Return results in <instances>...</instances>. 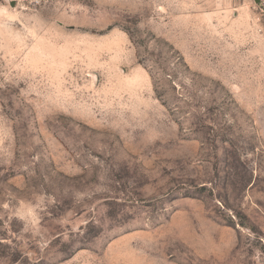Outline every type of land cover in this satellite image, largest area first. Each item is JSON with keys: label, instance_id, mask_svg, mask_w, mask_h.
Wrapping results in <instances>:
<instances>
[{"label": "rangeland", "instance_id": "1", "mask_svg": "<svg viewBox=\"0 0 264 264\" xmlns=\"http://www.w3.org/2000/svg\"><path fill=\"white\" fill-rule=\"evenodd\" d=\"M38 192L0 264H264V0H0V202Z\"/></svg>", "mask_w": 264, "mask_h": 264}, {"label": "clouds", "instance_id": "2", "mask_svg": "<svg viewBox=\"0 0 264 264\" xmlns=\"http://www.w3.org/2000/svg\"><path fill=\"white\" fill-rule=\"evenodd\" d=\"M94 193L92 192H80L77 193L78 200L90 199ZM55 202L54 197L44 192L33 193L30 199H19L14 207L5 200L0 202V208L7 212L6 225L11 224L13 220L21 223L22 228L17 239H20L23 243L28 242V238L35 240L37 246L45 248L48 244L46 229L44 228L42 221L43 215L47 212L50 205ZM72 213H65V216L60 218L62 226L67 225L71 232L78 231L80 225H86V220H80L78 222H72ZM2 218V216H0ZM69 239V235L65 233V241ZM261 253L257 250L253 256L256 264H261Z\"/></svg>", "mask_w": 264, "mask_h": 264}]
</instances>
